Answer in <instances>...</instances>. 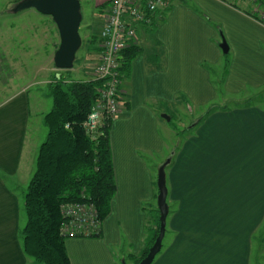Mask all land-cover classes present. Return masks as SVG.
Here are the masks:
<instances>
[{
  "label": "crops",
  "instance_id": "crops-1",
  "mask_svg": "<svg viewBox=\"0 0 264 264\" xmlns=\"http://www.w3.org/2000/svg\"><path fill=\"white\" fill-rule=\"evenodd\" d=\"M109 3L94 0L99 13L85 34L87 57L97 59L96 25ZM232 3L168 0L161 23L137 26L138 52L121 79L123 110L109 131L115 197L101 237L65 241L70 264H132L143 253L156 228L155 175L163 163L155 154L169 162L168 214L152 264H252L257 232L264 237V107L216 111L189 131L191 120L162 134L168 112H192L215 98L209 71L226 55L221 37L231 53L224 100L246 87L264 90V24ZM46 114L32 118L26 90L0 102V264H34L23 249L24 195L47 136Z\"/></svg>",
  "mask_w": 264,
  "mask_h": 264
},
{
  "label": "trees",
  "instance_id": "trees-1",
  "mask_svg": "<svg viewBox=\"0 0 264 264\" xmlns=\"http://www.w3.org/2000/svg\"><path fill=\"white\" fill-rule=\"evenodd\" d=\"M249 15L264 24V19L257 18L255 13ZM163 19L153 23L151 27L157 26ZM93 37L94 35L91 39ZM137 52L136 45L123 51L120 68L122 75L127 72L128 64ZM100 86L99 80H74L67 73L56 75L48 84L52 107L43 118L47 136L39 146L35 171L24 195L26 224L22 230L24 253L38 264H70L65 247V241L69 238L60 231L65 222L60 213L61 206L91 203L101 224L109 215L116 193L109 144L113 120H103L93 138L86 135L82 127L97 99V89ZM263 92L264 90H260L253 97L261 104L263 99L260 96ZM239 104L235 102L233 107L209 106L187 130L198 126L216 111L243 108ZM168 164L169 162L162 164L164 169ZM154 211L156 228L150 232L145 250L140 256L133 258L132 264L139 263L147 255L158 234L160 215L158 209ZM99 237L101 229L97 234L84 238Z\"/></svg>",
  "mask_w": 264,
  "mask_h": 264
},
{
  "label": "rangeland",
  "instance_id": "rangeland-1",
  "mask_svg": "<svg viewBox=\"0 0 264 264\" xmlns=\"http://www.w3.org/2000/svg\"><path fill=\"white\" fill-rule=\"evenodd\" d=\"M20 1L22 0H0V102L8 99L14 95V93L26 90L32 118H36L38 122L40 115L48 113L52 107V98L48 91V84L58 73L65 74V71L57 70L53 66V55L59 46L60 39L57 28L51 17L42 15L34 9H27L15 13L13 11L14 7ZM228 1L233 2V5L246 11V13H255L257 18H262L261 13L264 12V0H245L246 4L242 3L241 0ZM79 2L82 15L79 35L82 43L79 50L76 52L73 67L70 69L72 74L70 73L69 77L74 80H89L91 77L90 69L94 66L97 59L96 55H92L91 57L85 56L84 39L88 25H91V21L95 19L94 14H98L99 10L95 9L93 4L94 0H79ZM255 11H257V13ZM103 14L104 13L101 14L98 25H96L98 31L103 23ZM96 39L97 37L94 35V41H96ZM216 39L220 40V38ZM97 45L98 42L96 46ZM221 58L222 61L220 60V63L214 65L212 70L209 71L210 80L215 89V98L209 103L199 106L201 108H194L192 112L182 110L181 108L178 113L179 115L173 114L171 111L168 112L167 116L171 117V120L163 125L162 134L165 132L166 125L172 135L173 132L181 129L183 125L189 126V121L191 120L190 123H192V120H195L197 115L199 117L200 113L209 106L229 105L233 107L235 102H240L239 105H242L243 108H248L252 105H260L261 108L264 107V92L262 94L260 93V97L263 99V104H261L258 100H254L255 98L253 97L255 94H252V88L250 87H246L241 93L235 95L229 94L230 98L224 100V97L228 94L222 83L223 81L225 82L228 75L231 53L228 54L227 57L223 55ZM221 67H224V69L221 70ZM222 73L223 78L221 76ZM246 96H248L247 100L244 99ZM256 97H259V95ZM246 105H248V107H245ZM41 128L44 133L47 131L43 124ZM164 136L166 142L172 144V137L169 138L166 133ZM45 138H42L43 141ZM163 157L164 154H155L152 158L155 162L161 159L162 163L165 164L167 158L163 159ZM157 177L158 170L155 175L156 180ZM156 180L155 182H157ZM146 206L147 205H144V207ZM261 230H259L256 235V241L257 238L261 239L259 240L260 243H255L254 239L252 264H264V237L259 235ZM126 261L130 264L129 260L126 259ZM33 262L37 264L34 260ZM116 264L122 263L119 260Z\"/></svg>",
  "mask_w": 264,
  "mask_h": 264
},
{
  "label": "built area",
  "instance_id": "built-area-1",
  "mask_svg": "<svg viewBox=\"0 0 264 264\" xmlns=\"http://www.w3.org/2000/svg\"><path fill=\"white\" fill-rule=\"evenodd\" d=\"M168 5V0H110L105 7L98 32L97 61L89 68V80L101 82L97 99L82 125L89 137L95 136L103 120H114L122 113V53L136 45L137 26L150 27L159 22ZM60 213L65 221L60 231L67 238L88 237L101 229L98 213L91 203L65 204Z\"/></svg>",
  "mask_w": 264,
  "mask_h": 264
},
{
  "label": "water",
  "instance_id": "water-1",
  "mask_svg": "<svg viewBox=\"0 0 264 264\" xmlns=\"http://www.w3.org/2000/svg\"><path fill=\"white\" fill-rule=\"evenodd\" d=\"M27 9H34L42 15L51 17L60 39L59 46L53 55L54 67L57 70L72 69L76 52L82 43L79 35L82 20L79 0H22L15 5L13 11L16 13ZM219 48L223 54H227L229 51L228 45L223 37H221ZM162 117L167 121L169 120L165 115H162ZM164 165L159 168L157 177L158 194L156 200L160 215L158 234L154 243L149 248L147 255L137 264H152L162 247L168 214Z\"/></svg>",
  "mask_w": 264,
  "mask_h": 264
}]
</instances>
